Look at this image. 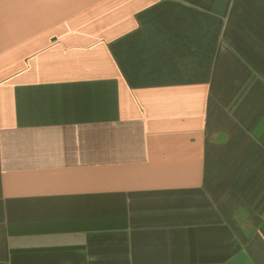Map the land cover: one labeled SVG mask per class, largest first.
<instances>
[{
  "label": "crops",
  "instance_id": "crops-1",
  "mask_svg": "<svg viewBox=\"0 0 264 264\" xmlns=\"http://www.w3.org/2000/svg\"><path fill=\"white\" fill-rule=\"evenodd\" d=\"M0 264H264V0H0Z\"/></svg>",
  "mask_w": 264,
  "mask_h": 264
}]
</instances>
